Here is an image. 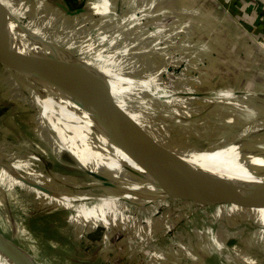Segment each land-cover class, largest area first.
<instances>
[{"label":"rangeland","instance_id":"rangeland-1","mask_svg":"<svg viewBox=\"0 0 264 264\" xmlns=\"http://www.w3.org/2000/svg\"><path fill=\"white\" fill-rule=\"evenodd\" d=\"M59 1L61 0L45 1L43 9L39 11L35 9V13H33L34 7H32L31 13L27 16H25V12L20 9L28 7L30 2L26 3L25 0H16L17 3H13L10 0H1L0 2L9 7L12 13L19 15L21 23L26 22L24 25L31 24L29 28L34 34L45 40L58 36L61 40H54L53 42L60 44L68 52L78 57L80 56V54H78V48L80 46L76 47L78 44L86 45L89 37L94 41L95 39L97 41L100 40L95 37L96 32L100 33L97 28L100 21H98V18L95 16L88 20L86 19V22L81 24L84 29L75 31V26H72V19L65 15L58 14V11L55 10L53 5H57L56 3ZM63 1H66L67 4L71 1L72 5H69V9L71 10L86 5V2L104 3V1H108L118 3V0ZM159 1L161 2L162 0ZM195 1L197 2L192 4V10L203 7V1ZM49 7L51 10H49ZM145 21V19L140 20L141 27L138 28L137 31L135 27L128 30L125 29L123 25L120 26L118 24L115 30L117 32L123 30L122 32L124 35L127 34L128 37L123 39V42H135L136 44L137 37L141 38L143 35L145 38L146 36L144 35H146V32L153 29L149 26L148 28ZM153 26L158 27V24L154 23ZM174 37L175 36L171 33L169 34L167 31L162 35L154 36V39L147 43L148 45H152L150 49H145V52H140L142 45L141 43L137 44L131 48L126 57L127 61L121 60V63L123 62L122 64H124L122 69L131 77L124 76L122 73H119L118 76L116 75L115 80L118 81V83L113 84L111 91L127 110L129 109L127 108L128 106H126L125 95L139 89H148L140 78L132 76L141 77L147 74L151 75L156 73L159 68L161 69V64L155 66L152 65V61L154 58L167 60L169 53L173 54V51L170 52L169 49L175 40ZM142 40L143 42L146 41V39L141 38L140 42ZM177 40L175 41L177 42ZM257 43L261 50L264 51V40L261 38V40H257ZM192 45L193 47L191 49L186 50L187 52L185 53L187 54H183L184 50L180 49L181 45L177 43V50L174 52L175 59L180 58L183 60V63L178 66L177 64L179 62L173 63L171 66L163 65L162 69H165V73L160 75L163 82H168L170 71L176 75V78L198 77V70L203 66V43L201 46L193 43ZM144 46L143 48H146V46ZM184 55L186 56L184 57ZM162 59L160 60L161 62L163 61ZM84 61L89 64V66L91 64V68L94 70L93 62L86 59ZM263 67L264 66L259 63L256 70L262 71ZM115 68L116 65L110 66L112 72L115 71ZM104 72L105 70H101L100 74L97 73V78L103 84L104 82L106 83L103 76L105 75ZM19 81L20 80H18L14 73L9 71L6 66L0 64V149L4 153L16 152L18 154L34 152L37 154L40 160L28 158H26V160L31 169L44 174L46 173L45 175L50 177V180L43 184L46 188L51 190L83 191L84 187H87L85 186L86 184L97 181L98 178L94 173L95 171L80 153L64 144L60 140V136L57 137L55 133V131H57L56 128L53 126L55 131L51 128L48 123L49 121L46 119V115L39 109L36 102H34L28 92L24 90ZM228 97L231 98L230 96ZM228 97L225 96L226 99H229ZM252 97H254L256 101V112L253 114H249L246 117L240 114L241 116L236 117L231 116L228 113L229 110H225L220 116H212L208 111H203L202 108L191 120L189 125L172 124L170 121L171 118L165 115L162 110L160 111L157 109L158 104H156V101H152L154 103H152L150 107L148 106V108H145L147 106H143V104L148 102L149 96L147 95L143 96L144 99L142 101L133 99L130 100L128 104L130 108L140 113V117L143 121L139 119L136 113L129 111L135 118L134 120L143 128H145L146 125L148 126L153 136V138H151L154 140L153 142L172 141L182 135L183 132H188L195 138H203V132H198L193 129L196 124L203 121L210 122L215 126V141L221 142L223 139L235 135L240 128L239 126L245 125L247 129L250 123L256 121L257 118L264 113V92H252ZM81 103L82 107L80 106V108L87 113V115L99 118L97 114L89 110L82 96ZM262 119H264V117ZM117 127L121 128L120 126ZM261 127L263 128L258 133L264 135V126ZM65 131L69 134L66 129ZM69 135H71V133ZM144 142L148 143L150 141ZM222 155L223 154H219L212 159H219L234 154ZM261 166H264V163H262ZM262 170H264V168L254 172L246 171L238 175L235 180L238 182L259 181L262 178L261 175H259ZM25 184L26 183H21L12 178L0 167V232L7 238H17L25 251L29 255H32L38 262L41 264H135L133 261L131 262V260H129L130 258L116 259L117 257L115 254H118L120 251L119 248L124 241L123 236L120 235L118 237L117 244H113L114 247L109 249L108 255L106 254L105 256L104 250L101 248L102 245H98L95 241L91 242L86 239L91 238L87 231L89 228L98 225L93 234L96 238H102L105 228L109 229L115 223L129 222L130 217L128 215L137 217L139 220H145L151 213L144 212L139 214L137 205L131 202H123L120 206V204H116L117 202L105 201L98 198H90L76 203H65L48 196L51 195L49 193L42 191L48 194L45 195L39 190ZM93 194L100 195L103 194V191L99 189L93 191ZM167 202L173 209L171 217L173 216L172 219L177 224L185 221L186 224L192 226L193 230L203 231V227L207 228L211 226L214 227L216 231L218 230L220 232L219 234L228 246L226 248L228 251L225 252V255L231 251H235V253L237 252L238 254L237 257H231V255L225 256L224 259H221L223 264H264V208L253 209L247 212V214L234 206H230V211L236 214L233 215L228 211L229 206H224L221 210L223 215L216 219L214 216L216 207L209 208L203 205L190 204L187 200L174 198L167 199ZM164 209H166V205H162V208H158V211L161 212ZM237 215L242 216L237 217ZM155 216L156 214L152 215V217ZM252 233H254V235H252ZM249 234L252 235L250 238H252L251 242L254 244L250 245V243H247L248 245H246L243 237ZM190 239L191 243H194L195 238ZM174 248L178 249L177 243ZM138 255L137 260L145 264V258L142 252ZM90 258L92 259L91 261H89ZM212 259H214L216 263L219 262V259H215L214 257H212ZM177 261L180 262V264H186L190 261V258L183 257ZM0 264L16 263L7 255L2 254L0 250Z\"/></svg>","mask_w":264,"mask_h":264},{"label":"crops","instance_id":"crops-1","mask_svg":"<svg viewBox=\"0 0 264 264\" xmlns=\"http://www.w3.org/2000/svg\"><path fill=\"white\" fill-rule=\"evenodd\" d=\"M10 1L17 3L16 0ZM45 1L49 2V0H25L26 3L30 2V4L20 10L24 11L25 16H27L31 13L32 7H34L33 13L43 9ZM200 1H203V7L197 10H192L191 8L192 4L197 2L195 0H162L161 2L159 0H118V3L108 1H104V3L86 2V5L72 10L69 9V5H72L71 1L67 4L66 1L61 0L56 3L57 5H53L58 14L72 19V26L76 28L75 31L84 29L81 24H84L86 19L88 20L95 16L100 21L97 26L100 33L96 32L95 34V37L100 40L97 41L95 39L94 41L89 37L86 45L78 44L76 47L80 46L78 48V54H80L78 57L80 59H86L94 63L96 77L97 73L100 74L101 70H105V75L102 74L106 80L104 85L109 90L108 103L115 113L117 126L125 130L133 128L153 138L146 123L144 122L146 126L143 128L129 112L136 113L139 119L143 121L140 113L130 108L128 103L133 99L142 101L145 95L149 96V99L143 106L148 108L154 103L152 101H156V104H158L157 109L168 115L174 125H189L202 108L203 111H208L212 116H220L225 110H229L228 113L236 117L241 116L240 114L246 117L256 112V101L252 97V92H264V67L262 71L256 70L259 63L264 66V51L261 50L257 43V40H261V38L264 40V0ZM6 8L11 12L9 7L6 6ZM14 15L20 21L19 15ZM142 19L146 20L145 24L147 27L153 28L146 32L145 38L143 35L141 36L146 41L143 42L142 40L140 42L141 38L137 37L136 44L135 42H123L122 40L128 36L127 34L124 35L123 30L117 32L115 30L116 27L123 25L128 30L135 27L137 31L141 27L140 20ZM154 23L158 24V27H154ZM26 27L33 32L29 28L31 24L26 25ZM166 31L175 36V40L178 39L177 42L174 40L170 46L169 51H173V54L169 53L167 60L154 58L152 65L161 64L162 68L163 65L171 66L176 62H179L177 66L182 65L183 60L180 58L175 59L174 52L177 50V43L181 45L180 49L184 50L183 54H187L185 53L187 52L186 50L193 47L192 43L198 44V46L203 43V66L198 70V77L176 78V75L170 71L168 82H163L160 75L165 73V69L162 68H159L156 73L151 75L132 76L140 78L148 89H139L127 93L125 95L126 106L129 109L127 110L111 91L113 84L118 83L115 80L116 75L118 76L119 73H122L124 76L131 77L122 69L124 64H122L123 62L121 63V60L127 61L126 57L131 48L137 44L141 43L142 45L140 52L150 49L152 45L147 43L153 40L154 36L162 35ZM54 40L59 41L61 39L58 36L48 39V41ZM144 45L146 48H143ZM161 59L163 60L162 62L160 61ZM113 65H116V72H112L110 69V66ZM57 79L60 78L57 76ZM230 92H234L235 96L232 97ZM225 96H230L231 98L228 97L229 99H226ZM75 99L77 104L81 106L80 91ZM259 175L262 177L259 181H245L247 183L245 188L247 194L244 200L205 204L203 199L206 192L204 191L203 199L202 195L197 193L187 198L178 199L187 200L190 204L203 205L209 208L216 207L214 211L216 219L223 215L221 210L224 206H229L228 211L230 213H232L230 206H234L245 213L253 209L264 208V205L256 203L257 199L254 197L255 194L259 197L264 194V187H259L264 183V170ZM254 184H256V187H253ZM121 203L123 202H117L116 204L121 206ZM135 205H137L139 214L149 212L151 215L147 216L145 220H139L137 217L128 215L130 217L129 222L115 223L109 229L105 228L102 238H96L93 234L98 225L94 226L87 231L91 238H85L88 241H95L96 244L102 245L101 248L106 256L109 249L114 247L113 244H117L118 237L120 235L123 236L124 241L119 248L118 254H115L116 259L130 258L129 260L135 264H142L137 260L138 254L141 252L145 258V264H180L177 260L183 257L190 258V261L186 264H223L221 259H224L225 256H238L235 251L228 252L225 255V252L228 251L226 249L228 246L219 234L220 232L216 231L214 227H203V231H197L193 230L192 226L186 224L185 221L177 224L172 219L173 216L171 217L173 209L167 200L164 203L160 202L154 205ZM162 205H166V209L159 212L158 208H162ZM155 214L156 216L152 217ZM241 216L237 215V217ZM249 235L243 237L246 245L249 243L250 245L254 244L251 242L252 238H250L254 233ZM8 238L25 251L17 238ZM190 238H195L194 243H191ZM176 243L178 244V249L174 248ZM30 256L37 264H41L32 255ZM212 257L219 259V262L216 263ZM91 260L90 258L89 261Z\"/></svg>","mask_w":264,"mask_h":264},{"label":"bare ground","instance_id":"bare-ground-1","mask_svg":"<svg viewBox=\"0 0 264 264\" xmlns=\"http://www.w3.org/2000/svg\"><path fill=\"white\" fill-rule=\"evenodd\" d=\"M11 14L15 16L13 13ZM19 39L23 41L26 36L20 34ZM36 56L42 62L51 63L56 68V70L43 74L45 84L39 85L36 82L32 84L23 78L19 70L13 66L0 49V59L6 62V68L16 75L20 80V85L46 115L51 128L53 129V126L56 128L57 131L53 130L57 137L60 136L59 138L64 144L80 153L99 178L96 182L86 184L87 187H84L83 191L48 189L43 184L49 181L50 177L45 175L46 173L31 169L26 160V158L40 160V157L34 152L4 153L0 149V167L15 180L24 182L28 184L27 186L40 192L49 193L51 195L42 192L65 203H76L90 198L111 202H131L143 206L160 203H151L142 196V192L151 190L146 189V185L134 174L138 170L137 166L122 150L108 140L102 130L98 129V126L102 125L103 119L87 115L77 104L75 98L80 89L73 71L56 58L47 55ZM57 76L60 79H57ZM230 94L235 96L234 92H230ZM263 117L264 113L256 121L250 123L247 129L245 125L239 126L235 135L225 138L221 142L215 141V126L205 121L196 124L193 128L198 132H203V138H195L190 133L183 132L178 138L168 142L150 141L146 143L136 140L146 151L170 162L172 169L180 176L198 168L199 170L238 176L249 171L245 168V164L248 162L264 163L263 158L245 154L249 151L264 149V135L258 133L263 128L261 126H264ZM239 150L242 151L238 152ZM219 154H223L222 156L234 155L212 159ZM243 161H247V163ZM95 188L96 190L102 189L103 194H93V191H96ZM0 250L7 253L1 243ZM26 258L28 264H35L31 257L27 256Z\"/></svg>","mask_w":264,"mask_h":264},{"label":"water","instance_id":"water-1","mask_svg":"<svg viewBox=\"0 0 264 264\" xmlns=\"http://www.w3.org/2000/svg\"><path fill=\"white\" fill-rule=\"evenodd\" d=\"M20 34H24L26 39L21 41L19 39ZM0 49L13 66L19 70L23 78L32 84L33 82L39 85L45 84L43 74L47 71L56 70L51 63L42 62L36 55L56 58L73 71L80 94L87 107L103 119V123L98 126V129L102 130L107 135L108 140L122 150L129 160L137 166L138 170L134 174L146 185V189L152 191L145 190L142 192V196L151 203L163 202L169 198H187L195 193L202 195L203 199V191L206 192L203 199L205 204H215L222 201L237 202L245 199L247 183L236 181L237 176L199 170V168L192 169L186 175L180 176L172 169L170 162L143 149L137 140H154L133 128L129 130L120 128V130L117 127L115 113L108 103L109 90L96 77L93 68L84 60L68 52L60 44L42 39L30 32L1 2ZM0 64L5 66L6 62L0 59ZM245 154L264 159V149L249 151ZM243 162L247 163V161ZM245 168L254 172L264 168V166L255 164V162H248L245 164ZM96 176L99 178L98 174ZM250 186L252 187V185ZM253 187H256V184ZM259 187H264V183ZM254 197L257 199L256 203L264 205V194H261L260 197L255 194ZM0 243L7 251V253L1 251L2 254L10 257L16 264H28L26 257L30 255L2 232H0ZM35 264L37 263L35 262Z\"/></svg>","mask_w":264,"mask_h":264},{"label":"built area","instance_id":"built-area-1","mask_svg":"<svg viewBox=\"0 0 264 264\" xmlns=\"http://www.w3.org/2000/svg\"><path fill=\"white\" fill-rule=\"evenodd\" d=\"M264 45V44H263Z\"/></svg>","mask_w":264,"mask_h":264}]
</instances>
